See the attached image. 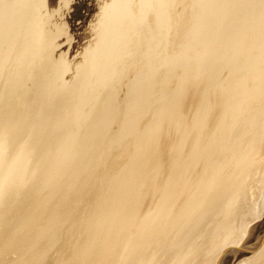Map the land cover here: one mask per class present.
Listing matches in <instances>:
<instances>
[{"label": "bare ground", "instance_id": "1", "mask_svg": "<svg viewBox=\"0 0 264 264\" xmlns=\"http://www.w3.org/2000/svg\"><path fill=\"white\" fill-rule=\"evenodd\" d=\"M179 1L104 2L66 82L54 38L15 42L27 0H0V264H224L239 251L235 264H264V212L247 231L264 200V0H187L177 33ZM39 57L53 79L19 110L28 77L5 86L4 68Z\"/></svg>", "mask_w": 264, "mask_h": 264}, {"label": "rangeland", "instance_id": "2", "mask_svg": "<svg viewBox=\"0 0 264 264\" xmlns=\"http://www.w3.org/2000/svg\"><path fill=\"white\" fill-rule=\"evenodd\" d=\"M37 2L38 0H27L24 15H22L20 19L21 23L19 21L21 31L15 39V42L19 41V43L23 45L26 42L25 40L31 38V40L38 41L41 46L47 47L49 38H54L53 43L50 45V57L55 64L60 60H64L67 63L69 72L64 76V81L69 82L76 68L82 64L84 51L94 42L95 33L97 31V26L95 28V25L98 24L96 16L100 6L104 2H107V0H40L38 16L35 18L34 35H27L26 27L28 25H26V23L32 20V10ZM186 4L187 0H180L176 8L178 13L176 18L177 33H180L187 23L186 11L184 8ZM178 39L179 35L175 36L174 41L169 45V49H174V47L177 46ZM14 52L18 54V51ZM46 63L47 61L43 57L36 59L32 65L24 64V62L18 60L12 62L10 59L8 66H5L3 78L1 80L3 81L5 79V86L14 79L17 70H21L28 77L27 82L24 84L20 83L21 90L19 95H16L14 98L13 102L17 109H26L30 112V110H33L36 106L37 101L40 99L42 88L49 79H53L52 74L54 73V69L51 70L50 73L46 72L44 67ZM2 100L3 99H1V101ZM1 101L0 105L2 104ZM25 102H29V106L25 107ZM255 206L252 217V220H254L250 226L248 225V232L251 226L254 225L255 222L257 225L260 218H262L264 200H257ZM256 229H254L252 233L253 236H251V241L257 240L256 244H258L260 241L258 237L262 236L261 233H263V228L262 226H258ZM243 240H245V236ZM250 248L255 250V248L258 247L250 246ZM249 253H243L242 251L231 253L224 264H235L242 256Z\"/></svg>", "mask_w": 264, "mask_h": 264}]
</instances>
